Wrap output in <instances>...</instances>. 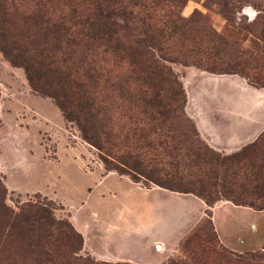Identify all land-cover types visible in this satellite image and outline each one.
<instances>
[{"label": "trees", "instance_id": "16d2710c", "mask_svg": "<svg viewBox=\"0 0 264 264\" xmlns=\"http://www.w3.org/2000/svg\"><path fill=\"white\" fill-rule=\"evenodd\" d=\"M23 1L0 0V54L23 71L32 91L55 103L107 171L207 205L224 199L264 211V131L220 155L183 114V92L166 64L185 36L175 5L155 15L162 7L146 0H66L64 13L52 17L41 1ZM236 2L218 3L226 21ZM259 36L264 55V19ZM4 193L0 183V251L10 249L0 264H112L81 257L80 234L49 205L26 202L12 210ZM181 250L183 261L165 264H212L213 234L204 240L191 234ZM263 260L244 253L232 262Z\"/></svg>", "mask_w": 264, "mask_h": 264}, {"label": "rangeland", "instance_id": "374dc122", "mask_svg": "<svg viewBox=\"0 0 264 264\" xmlns=\"http://www.w3.org/2000/svg\"><path fill=\"white\" fill-rule=\"evenodd\" d=\"M30 1L35 0L23 4ZM39 1L52 17L64 13L66 0ZM146 1L162 7L155 15L175 5L173 15L183 21L185 36L166 64L183 92V114L199 139L220 155L256 140L264 131L259 36L264 0H237L230 21L218 7L228 0ZM0 183L4 204L12 210L26 202L49 205L56 219L66 220L80 234L78 254L96 263L183 261L185 238L196 234L204 240L210 233L216 254L208 258L212 264H234L244 253L264 258V211L224 199L207 205L193 195L107 171L75 125L50 98L32 91L23 71L1 54ZM9 251L7 245L1 249L0 263Z\"/></svg>", "mask_w": 264, "mask_h": 264}, {"label": "bare ground", "instance_id": "6f19581e", "mask_svg": "<svg viewBox=\"0 0 264 264\" xmlns=\"http://www.w3.org/2000/svg\"><path fill=\"white\" fill-rule=\"evenodd\" d=\"M159 246V245H158ZM159 250H161V247L159 246Z\"/></svg>", "mask_w": 264, "mask_h": 264}, {"label": "crops", "instance_id": "0c3cea01", "mask_svg": "<svg viewBox=\"0 0 264 264\" xmlns=\"http://www.w3.org/2000/svg\"><path fill=\"white\" fill-rule=\"evenodd\" d=\"M264 96V95H263ZM242 122H244V121H242Z\"/></svg>", "mask_w": 264, "mask_h": 264}]
</instances>
